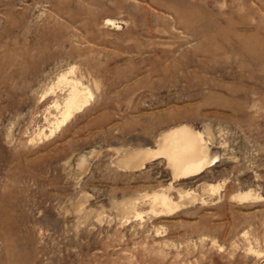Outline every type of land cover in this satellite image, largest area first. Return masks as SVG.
Wrapping results in <instances>:
<instances>
[{
	"label": "rangeland",
	"instance_id": "1",
	"mask_svg": "<svg viewBox=\"0 0 264 264\" xmlns=\"http://www.w3.org/2000/svg\"><path fill=\"white\" fill-rule=\"evenodd\" d=\"M0 264H264V0H0Z\"/></svg>",
	"mask_w": 264,
	"mask_h": 264
},
{
	"label": "bare ground",
	"instance_id": "2",
	"mask_svg": "<svg viewBox=\"0 0 264 264\" xmlns=\"http://www.w3.org/2000/svg\"><path fill=\"white\" fill-rule=\"evenodd\" d=\"M86 104H87V99L85 98V94L81 93V91L76 86H74L69 94V97L62 111H60L61 116L65 120L74 112L83 108ZM189 138L186 137V135H183L181 137L182 140L171 138L169 139L166 148H164L161 152L158 153L155 152L154 153L155 155L151 154V156L152 155L166 156L171 162V164L174 165L176 170L178 171L180 170V175L182 177H187L189 175L197 174L200 171H202V169L205 167V164L207 163V157H206L207 151L205 147L198 144L199 142L196 139H189ZM186 156L188 157L190 156L191 161L182 165V163L185 161L184 158ZM164 203L168 204L165 199H164Z\"/></svg>",
	"mask_w": 264,
	"mask_h": 264
}]
</instances>
